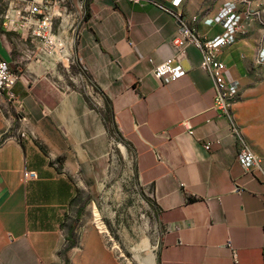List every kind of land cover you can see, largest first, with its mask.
I'll return each instance as SVG.
<instances>
[{"label": "crops", "instance_id": "1", "mask_svg": "<svg viewBox=\"0 0 264 264\" xmlns=\"http://www.w3.org/2000/svg\"><path fill=\"white\" fill-rule=\"evenodd\" d=\"M227 4L240 11L236 40L219 56L241 95L233 117L264 162V77L256 64L264 0H182L178 8L172 0H62L63 36L77 43L71 64L30 58L35 47L27 33L5 31L0 14V59L22 75L15 92L28 118L22 124L0 106V264H123L93 230L66 252L80 189L94 190L112 166L106 100L158 212V264H234L233 250L239 264H264V169L248 173L239 162L241 144L214 108L201 51L188 50L180 63L187 74L174 82L152 74L175 56L176 14L215 39L225 32L216 19ZM258 8L263 18L249 16ZM19 130L27 138H11ZM25 171L38 179L26 180Z\"/></svg>", "mask_w": 264, "mask_h": 264}, {"label": "built area", "instance_id": "2", "mask_svg": "<svg viewBox=\"0 0 264 264\" xmlns=\"http://www.w3.org/2000/svg\"><path fill=\"white\" fill-rule=\"evenodd\" d=\"M8 3V11L5 15L3 28L7 32L27 33L29 39L35 47V51L30 53L29 57H34L36 62H42L43 56L57 58L58 62L73 63L71 49L73 40L63 36L66 31L63 21V11L61 8L62 0H5ZM132 3L156 2V0H129ZM250 3L254 0H245ZM182 0H172V6L180 7ZM251 14H256L252 11ZM240 11L235 4H227L218 14L216 21L222 23L225 27L223 35L215 39H208L199 34L192 26L189 19L183 14H176L179 23L177 35L171 40V45L175 51V56L166 62L155 65L152 74L163 84L174 82L187 74L180 65L181 60L188 54L191 47L198 48L203 56L201 68L211 76L216 92L214 108L226 118L229 119L232 131L238 137L241 144L238 152V160L246 172L255 169H264V162L255 154L250 145L243 139L239 128L235 124L233 109L240 100V93L234 84H229L225 78V63L220 59L221 51L233 44L239 31L238 16ZM72 25V29H75ZM264 62V49H260L256 58V63ZM75 63V62H74ZM22 75L14 70L12 66L0 59V106L7 104L8 108L13 110L18 122L25 124L28 118L25 113L23 100L16 94L15 87L21 80ZM189 131L192 130L188 123H185ZM12 128V127H11ZM10 128V130H11ZM10 131L4 133L3 138L7 139ZM26 130H19L13 139L27 138ZM115 138L111 140V150ZM207 149L210 146L206 147ZM161 160V157H159ZM26 180L38 179L35 171H25ZM240 191L239 189H236ZM229 246H231L229 244ZM234 264H239L236 250H233Z\"/></svg>", "mask_w": 264, "mask_h": 264}, {"label": "rangeland", "instance_id": "3", "mask_svg": "<svg viewBox=\"0 0 264 264\" xmlns=\"http://www.w3.org/2000/svg\"><path fill=\"white\" fill-rule=\"evenodd\" d=\"M7 9V2L0 0V14L6 13ZM254 13L255 17L263 18L262 9L258 8ZM261 24L264 28V20ZM76 44L74 41L72 52ZM257 47L258 52L264 48V34ZM256 64L264 77V62ZM77 65L78 62L73 66ZM113 136L115 144L108 178L94 190L80 189L67 228L74 227L75 247L84 241L88 230H93L97 239L121 257L123 264H158L157 251L163 228L151 192L136 175L130 148L117 132ZM148 251L154 253V258L150 263H144L138 256L145 257Z\"/></svg>", "mask_w": 264, "mask_h": 264}, {"label": "trees", "instance_id": "4", "mask_svg": "<svg viewBox=\"0 0 264 264\" xmlns=\"http://www.w3.org/2000/svg\"><path fill=\"white\" fill-rule=\"evenodd\" d=\"M88 11V10H87ZM86 20L89 18V12H87L86 14ZM0 31L1 32H5L1 27H0ZM74 71H77L76 68H72ZM97 90H99L97 87H96ZM111 107H110V102L109 100H106V105H105V108L104 110L101 111L103 117L105 118L107 124L110 126V130L112 133H115L116 132V128L114 126V120L113 118L111 117ZM76 202V201H75ZM74 202V204H75ZM73 234H74V227L71 226L69 229H68V236H67V240H68V245L66 247V252L71 250L72 248L75 247V244H76V241L75 239L73 238Z\"/></svg>", "mask_w": 264, "mask_h": 264}, {"label": "bare ground", "instance_id": "5", "mask_svg": "<svg viewBox=\"0 0 264 264\" xmlns=\"http://www.w3.org/2000/svg\"><path fill=\"white\" fill-rule=\"evenodd\" d=\"M138 258L144 263H150L154 258V253L148 251L145 257L140 254Z\"/></svg>", "mask_w": 264, "mask_h": 264}]
</instances>
